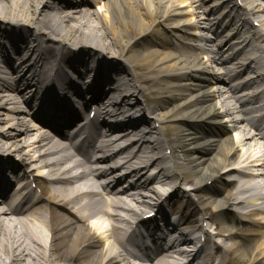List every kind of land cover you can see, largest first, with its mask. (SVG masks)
Returning a JSON list of instances; mask_svg holds the SVG:
<instances>
[{
    "label": "bare ground",
    "instance_id": "1",
    "mask_svg": "<svg viewBox=\"0 0 264 264\" xmlns=\"http://www.w3.org/2000/svg\"><path fill=\"white\" fill-rule=\"evenodd\" d=\"M54 1L0 0V182L12 169L28 189L15 216L0 222V264H131L141 255L178 264L157 242V218L141 220L155 210L193 231L216 225L221 253L197 264H264V201L246 196L252 175L245 172L264 168L253 144L264 134L245 107L260 106L261 91L238 97L233 82L245 71L233 60H248L251 40L233 41L231 55L213 48L209 57L197 43L208 41L200 23L211 32L235 22L232 34L264 40V0H76L65 11ZM78 52L89 60L80 67L72 62ZM117 61L119 73L103 75L100 85L109 105L136 107L140 125L121 135L130 142L119 158L96 159L93 179L75 184L66 177L76 165L68 135L61 132L51 152L40 146L38 157L28 150L31 118L56 123L62 110L46 100L27 115L19 103L32 107L55 87L63 100L68 88L94 89L99 64ZM120 112L114 107L112 116Z\"/></svg>",
    "mask_w": 264,
    "mask_h": 264
},
{
    "label": "rangeland",
    "instance_id": "2",
    "mask_svg": "<svg viewBox=\"0 0 264 264\" xmlns=\"http://www.w3.org/2000/svg\"><path fill=\"white\" fill-rule=\"evenodd\" d=\"M75 1L76 0H55L54 2L59 4L58 6H59L60 11H65L69 8L71 9V5ZM46 12H47V10H46ZM72 62H73V65L79 66V67H80V65L84 64L85 62H89L87 53L78 52L76 54V56L74 57V61H72ZM119 67H121V65H120V62H118V61H117V65H113L111 63L99 64V66L97 68L98 72H96V79L98 81H102L101 79H102L103 75H107V77H104L105 79H103V80H108V78L110 77L111 74H114V73L118 74L119 73V70H120ZM99 71L101 74L99 73ZM9 160L11 161V163H12V161L14 162V157H12V156L9 157ZM15 164H18V161H15Z\"/></svg>",
    "mask_w": 264,
    "mask_h": 264
}]
</instances>
